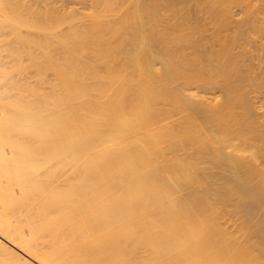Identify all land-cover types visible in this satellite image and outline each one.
<instances>
[{"label":"bare ground","instance_id":"6f19581e","mask_svg":"<svg viewBox=\"0 0 264 264\" xmlns=\"http://www.w3.org/2000/svg\"><path fill=\"white\" fill-rule=\"evenodd\" d=\"M262 70L264 0H0V264H264Z\"/></svg>","mask_w":264,"mask_h":264},{"label":"rangeland","instance_id":"374dc122","mask_svg":"<svg viewBox=\"0 0 264 264\" xmlns=\"http://www.w3.org/2000/svg\"><path fill=\"white\" fill-rule=\"evenodd\" d=\"M262 72H263V70H262ZM264 73V72H263ZM249 96V95H248ZM250 98H251V95L249 96ZM254 113H255V111H253ZM255 115V117L257 116V118H255V119H257L258 120V117H259V114H254ZM259 119H261L260 117H259ZM262 120V119H261ZM257 216H255L254 218H255V220H258L259 219V217L258 218H256ZM255 220H253V222L255 221Z\"/></svg>","mask_w":264,"mask_h":264}]
</instances>
